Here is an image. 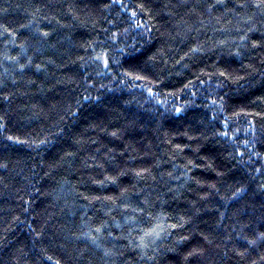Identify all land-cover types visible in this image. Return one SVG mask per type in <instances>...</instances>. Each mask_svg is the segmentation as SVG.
<instances>
[{
  "label": "trees",
  "instance_id": "1",
  "mask_svg": "<svg viewBox=\"0 0 264 264\" xmlns=\"http://www.w3.org/2000/svg\"><path fill=\"white\" fill-rule=\"evenodd\" d=\"M0 264H264V0H0Z\"/></svg>",
  "mask_w": 264,
  "mask_h": 264
}]
</instances>
